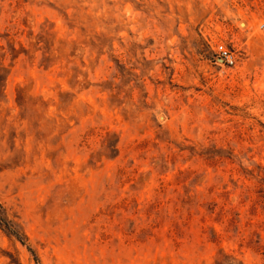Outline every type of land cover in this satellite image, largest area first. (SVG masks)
I'll list each match as a JSON object with an SVG mask.
<instances>
[{"label": "rangeland", "instance_id": "obj_1", "mask_svg": "<svg viewBox=\"0 0 264 264\" xmlns=\"http://www.w3.org/2000/svg\"><path fill=\"white\" fill-rule=\"evenodd\" d=\"M0 264H264V0H0Z\"/></svg>", "mask_w": 264, "mask_h": 264}, {"label": "built area", "instance_id": "obj_2", "mask_svg": "<svg viewBox=\"0 0 264 264\" xmlns=\"http://www.w3.org/2000/svg\"><path fill=\"white\" fill-rule=\"evenodd\" d=\"M216 57L221 62L232 67L235 65V56L233 52L227 48L224 44H217L215 46Z\"/></svg>", "mask_w": 264, "mask_h": 264}]
</instances>
